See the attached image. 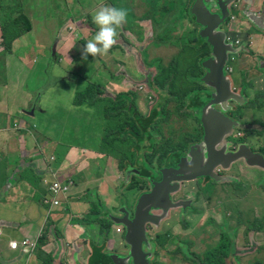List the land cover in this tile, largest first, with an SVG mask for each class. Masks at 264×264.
Returning <instances> with one entry per match:
<instances>
[{
  "label": "rangeland",
  "instance_id": "obj_1",
  "mask_svg": "<svg viewBox=\"0 0 264 264\" xmlns=\"http://www.w3.org/2000/svg\"><path fill=\"white\" fill-rule=\"evenodd\" d=\"M12 1L6 9L4 0H0V3H2L0 4V10L2 9L4 12L8 10L10 12V15L4 18L0 14V22L2 21L5 24L8 35V40L5 39L4 43L5 45L8 43L9 46L4 55L6 61L2 60L0 63V73L3 74L6 71H10L7 80H5L4 75L0 74V82L7 86V88L0 87L1 129H6L7 131L18 130L27 123V129L23 131L27 132V134L29 133L34 139H37L36 142L38 139L47 140L46 138L53 140V143L57 146L56 151L60 162L64 158L66 159L65 153L74 147L72 145H80L79 150L85 148V150L89 151L90 153H86L90 159L95 160L101 154V157H103L101 162L96 165V162L92 161L89 166L90 170L83 173V176H113L112 179L114 180L107 181L109 191L105 193L106 199H111L108 210H110V207L115 206V214L120 213L122 208L127 209L133 214L139 197L151 189V181L140 172V170H144V164L139 160V156L142 154L141 152L138 153L137 163L133 165L132 171L130 169L122 171L119 168V161L123 160V156L124 158L128 157L130 159L127 152L130 151L131 146H135L136 148L141 146V151L143 149L150 150L152 146L151 141L142 138L133 141L130 138V133H128L129 138L124 142L116 143L117 150L120 151V154L119 158L115 157V151L106 149V140H108L113 122H109L106 119L103 109L104 104L98 103L95 106H91L90 104L82 103V105L77 106L74 103V98L79 93L86 92L90 86L101 84L103 90L113 95V97L120 94L128 95L130 97L128 102H135L138 112L144 117H149L151 111L155 109L159 102V89L165 87L167 84H173L172 90H174L175 94L179 95V99L186 102L189 101L192 95H196L200 91V86H196V84L203 85L204 83L199 80L196 83L195 77H185L184 74L186 70H191L195 75L201 73V65L197 61L202 54L208 53L209 49L205 47V50L200 51V48H190L185 45L183 40L191 39L192 41H197L199 36L196 30L190 31L186 28L184 24L185 17L178 16L175 19L173 27L170 29V33L167 35L172 37L173 33L178 34L177 38H174L177 41L178 50L174 47L163 48L161 44L154 43L152 38L154 30L152 29V31L150 29L148 23H142L141 26L145 28L143 33L150 35L148 42L144 46L138 40L134 41L133 38H130L129 32H125V34L123 33L125 38L119 40L121 45L118 46L121 47L122 52L114 45L107 56L95 58L89 56L88 59L91 58L94 61L93 64H90L89 61L87 62V60L82 59L81 49L97 31L92 27V16L102 6H115V0H98L99 2L97 4L94 3L90 8H86L81 0H33V3L30 2V7L26 6V11L32 10L33 16L23 18L18 15ZM117 1L118 4H122V2L123 5L128 4V0ZM157 3L158 9L162 10L164 2L157 1ZM145 6L146 4L141 5L140 0H136L134 3L136 19H141L143 14L146 17H151V11L148 8L144 13L146 10ZM75 9L81 12L78 14V19L75 17ZM240 9L239 4L237 8H234L233 15L236 18L231 21L237 20L238 18L237 23L243 21L240 18ZM127 13H129L128 10ZM88 16H91V19L87 21ZM58 18H61L60 26H58L54 33L52 32L51 24L53 21L59 22ZM23 19L26 23H23ZM192 19L194 20L193 17ZM18 23L25 24V31L32 29V32L26 35L23 33L18 34L20 28L17 29L18 32H14L13 29L18 27ZM191 23L190 27L194 24L193 22ZM183 26H185L184 31H181ZM66 27L68 32L70 31L69 33L77 46L76 50H73L74 52L67 54L74 66L78 67L76 76L70 81L68 79V81L65 79L59 80L58 76L54 77V74H57L65 78L63 70L70 63H68L65 57L59 59V65L53 68L51 67L52 63L49 61L52 60L53 48L54 50L57 48L55 45L57 40L67 37L66 33H62V29L65 30ZM180 31L181 35H179ZM82 41H85V43L83 44ZM170 42L171 40L167 41V43ZM144 48H147V50L143 51ZM10 51H12L11 54ZM33 59L38 61L34 71L24 69L17 73V68L22 67V63L32 68ZM157 59L163 62L160 64L162 66V72L159 71V73H162V77L159 76V73L156 74V64L160 66L159 62L154 63V66L147 63L148 61ZM228 66L232 70L227 72V76L235 81V87L239 79L242 78L244 79V86L247 87L246 80L249 77L247 75H239V67L236 63L231 62L230 65L227 64L226 68ZM140 69L147 70L143 74H140L138 73ZM181 69L182 71H180ZM87 70L88 72H86ZM151 70L153 74L150 73ZM257 70L261 72L260 79H262L264 77V69L258 67ZM247 73L251 77V74L249 72ZM175 75L176 78L174 79L173 77ZM111 76L117 78L115 81V89L107 88V83L113 81L111 80ZM12 79H16L20 85H25L27 89H31L33 95L36 93L39 95L38 98H35L37 95L34 96L37 99V103L33 107L35 109L34 118L33 116L27 115L30 112L28 106L27 108L23 107L32 101L29 97L19 102L18 107L22 109H16V101L10 95L13 85ZM147 80H150L154 84L152 89L149 88ZM259 80H257V84L251 82V86L258 87ZM49 85H51V90H49ZM69 86H76V88L70 90ZM211 89L213 95L215 87L212 85ZM248 90H250V95L252 91L256 95L257 89H246L245 92ZM259 94L260 96L257 97L251 95L250 99L253 98L252 101L256 104L261 117L257 118L258 114L254 113V119L249 121V123L254 126L257 125L256 127L259 129L260 127L262 128L259 132L254 130L253 137L246 130L245 134L247 138L244 141L247 142L248 146L253 147L259 154L264 156V117L261 111L264 108V93L259 92ZM20 96H22V92ZM150 99L153 104L150 103ZM206 104L205 100L204 106ZM185 106L187 107V105ZM203 108H195L193 113H196V116L193 117L197 118V120L198 118L200 119ZM243 108L246 109V107ZM176 109V105L167 106L165 111L169 114L168 116L171 122L169 126H166L167 129H163L164 125L160 122L158 127L165 136H168L170 143L174 135L172 134L170 136L169 133L171 131L181 133L177 143L180 149L184 150L183 148L186 145L184 139L186 135L184 133L192 130L193 121L191 124L189 122L191 119L189 115L183 114L184 112H188V110L179 111ZM188 114L191 113L188 112ZM237 119L235 118L240 123L241 120L238 121ZM118 122L119 120L117 119L115 125ZM234 130V133L240 131L237 127ZM157 133L154 132L156 135ZM29 134L28 136L30 137ZM258 138L259 140H256ZM234 141L235 138H232L231 142ZM113 149H115V146ZM77 154V151H73L72 153V155ZM112 158L115 160L114 163L111 161ZM107 162L110 165L106 164ZM26 163L30 164L28 159ZM163 167L161 166L160 168ZM246 170L237 171L236 174L235 172H230L229 174H235L229 175L230 177L225 174L228 179L220 181L216 189L212 191H208L205 186H195L194 189L188 188L185 190L186 194L183 195V198L190 200L188 207H197L199 214L180 215L181 208L174 209L168 213L158 226L149 228V239L152 240L155 238V234H160L168 242L166 248L161 246L157 248L155 253L152 251L153 257H155L154 264H193L199 261L201 262L200 257L204 251L208 246L216 244L219 240L221 241L220 238L223 232H226L229 244L238 250L234 251L235 254L237 253L236 255H231L230 259L227 260L230 264H264V179L262 182H260L261 180L256 182H260V184L254 185V182L250 178L259 172L254 171L255 173H250ZM23 171L18 172L21 183H28L39 192L41 183L36 177L34 169L32 168V171L26 175L29 176L28 179L23 176ZM153 172L157 173L156 170ZM67 174L70 176H67L66 180L62 183H73L69 192L70 194L75 185L73 180H77V177L75 176L73 178V173L71 172ZM104 179L106 181V177ZM84 185L80 189H83ZM6 187H9V185ZM22 189L29 190L30 186H23ZM86 189L89 195H91L94 190V185L88 184ZM181 193H184V191ZM69 194L66 198H68ZM59 197L62 199L65 198V196ZM59 197L54 200H59ZM179 197L180 194L175 195V198ZM94 202H101L103 207L106 205L104 197H100L99 200L94 199ZM96 208H98V211L102 210L98 204ZM6 217L7 211L3 207H0V220ZM9 217H11L10 220L18 219L15 216ZM113 217L117 216L115 215ZM258 222H260L259 226H257ZM110 227V223H107V228L110 229ZM4 231L10 234L15 233V230L9 228H5ZM12 237L16 236L14 235ZM110 237H113V235L111 234ZM6 241L7 238H5ZM17 241L21 240L18 238ZM41 243L44 245V240H41ZM37 246L38 243L36 242L34 247L36 248ZM41 248L42 246L39 249ZM100 250L101 248H99V252ZM214 253L211 250L209 256H212ZM122 258L127 261V256L122 255Z\"/></svg>",
  "mask_w": 264,
  "mask_h": 264
},
{
  "label": "crops",
  "instance_id": "obj_2",
  "mask_svg": "<svg viewBox=\"0 0 264 264\" xmlns=\"http://www.w3.org/2000/svg\"><path fill=\"white\" fill-rule=\"evenodd\" d=\"M11 1L12 0H4L6 9ZM13 1L12 4L21 18L26 16H33L32 10L26 11V6L30 7V2L33 3V0ZM81 1H83L86 8H90L94 3L97 4L100 0ZM193 1L194 0H191V2ZM135 2L136 0H130V2L128 0L129 5L134 6ZM191 2L190 0H184L183 6H181V9L179 10V16L185 17L184 24L186 25V28L188 30H196L198 34L199 27H196L198 25L195 24V21L192 19V16L189 13L192 6ZM238 4L241 7L240 18H242L243 21L237 23L239 18L234 21L228 20L225 24L222 25V28L226 30L233 39L240 40V44L236 45V47L238 48V53L233 54L231 57L236 58L233 63H236V65L239 67V73L247 75V72H249L251 74V77L250 75H247L249 77V79L246 80L247 87L244 86L245 83L243 82V78L239 79V82L237 83L238 86L241 84L244 88L243 90V88L241 87V92L237 91V93L245 95L247 100L246 104H248L253 100L250 99L251 95L257 97L260 96L259 92L264 93V77L260 79L258 75H260L261 72H258L257 70L258 67L264 69V0H240ZM125 6L126 4L123 5V2L122 4H118V1L115 0V7L125 8ZM76 10L77 9H75V17L78 19V14H80L81 12ZM7 11L8 10L4 12L2 9L0 10V14L3 16V18L7 15H10V12ZM71 16L73 17V15ZM250 17L253 19H251ZM90 19L91 16H88L87 21ZM58 20L59 22L53 21V23L51 24L52 32L54 33L56 32L58 26H60L61 18H58ZM135 21L136 22L133 21V23H130L127 19V22L123 25V27L118 29V37L115 46L118 47L121 45L119 43V40L125 38V32H129L130 38H133L134 41L138 40L143 44V46L148 42L150 35H148V33H143L145 31V28L141 25L142 23H148L150 29L152 30V22L149 19L145 18L135 19ZM191 22L195 24H193L192 27H190V24H192ZM92 27L97 30L95 24H93ZM184 27L185 26L181 28V31H184ZM18 28H20V30L24 29L25 24L18 23V27H15L13 29L14 32H16ZM181 31L179 35H181ZM30 32H32V29L28 31H25L24 29V32L22 33L26 35ZM69 32L67 30V27L65 28V30L62 29V33H66L67 37L57 40L55 44L57 48L55 50L53 48L52 60H49L52 63V68L59 65V59H61L62 57H65L68 60V63L70 62L69 66L65 67L63 70V75L65 76V78L63 76L54 74V77L58 76L59 80L68 79L70 81L73 77L76 76V73L78 72V67L74 66L73 62L67 55L70 54V52H74L73 50H76L77 47ZM175 36V38H177L178 34L175 33ZM152 38L154 41L153 36ZM5 39L8 40V35L6 33V26L1 21L0 63L2 60L6 61L4 55L9 47L8 43L5 45ZM175 42L167 43V41H164L160 42L159 44H161L163 48L174 47L178 50V46L176 44L177 42ZM82 43L84 44L85 41H82ZM204 44L205 43L203 42V39H201V37L199 36L196 44H193V48H200V51H203ZM209 47L210 46L208 45V48ZM140 48L142 49V47ZM118 49L122 52L121 47H118ZM146 50L147 48H144L143 51ZM11 53L12 51H10V54ZM208 55L206 54L204 57V54H202L198 59V64L201 65V69L203 71H205L206 66H209V62L207 60ZM88 61L90 64L94 63L91 58L87 59V62ZM153 61H148L147 63L149 65L157 63L156 60L155 62ZM37 63L38 61L33 59L32 68H29L25 63H22V67L20 66L17 68V73L18 71H22L24 69L34 71ZM160 63L162 64L163 62L160 60L159 64ZM86 72H88V70ZM9 73L10 71H6L5 73L0 74L4 75L5 80H7ZM229 78L232 81L234 90H237L234 85L235 81L231 77ZM111 80L113 81L107 83V88L115 89V81L117 80V78H115V76H111ZM257 80L260 81L258 87L251 86V82H255V84H257ZM12 84V92H10V95L16 101V109H22L18 107L19 102L22 99L29 97L32 101L23 107L27 108L28 106L31 112V110L34 109L32 107V103H37V99L35 101V98H38L39 95H37V93L33 95L31 89H27L25 85H20L16 81V79H12ZM0 87L7 88V86H5L2 82H0ZM50 87L51 85H49V88ZM75 88L76 86H71L70 90ZM246 89H257L256 95L253 91L250 95V90L245 92ZM49 90H51V88ZM21 92L22 96H20ZM34 96L36 97L34 98ZM261 111L264 117V108L261 109ZM254 113L258 114L257 118L261 117L256 106L254 110H251L247 121H251L252 119H254ZM27 115H30L32 117L31 113L29 112L27 113ZM27 126V123H25L24 127L22 126L18 130L7 131L6 129H1L0 124V207H3L7 211V217L0 220V228L3 232L2 236L0 237V264H29V262L30 264H113L109 257L115 253V250L122 249L125 234L124 227L122 233H118L116 229L120 225H117L112 221V218H115L113 216H120L121 214H115V206H109L110 210H108V205L111 199H106L105 193L109 191L108 182L110 180H114L112 179L113 176H83V173L90 170L89 166L92 161H95L96 165H98L103 157H101L100 154L99 158L95 160L90 159L87 155V153H90L89 151L85 150V148L79 150L80 145H72L74 147L70 148L68 152L65 153L66 159L64 158L60 162L59 156L57 155L56 151L57 146L53 143V140L46 138L47 140L38 139V141L36 142L37 139H34L33 136L28 133L30 135L29 137L27 132L23 131H26ZM171 133L173 134L174 132L171 131ZM16 146H18V148H16ZM73 151H77L78 154L72 155ZM26 158L29 160L30 164L26 163ZM111 161L114 163L115 160L112 158ZM106 164L110 165V163L108 162ZM231 165L232 167H238L237 163H233ZM240 165L243 170L247 169L246 171L250 173H255L254 171L259 172L250 178L251 181L254 182V185H258L260 184V182H262V180L264 179V169L250 166L245 161H242ZM32 168L34 169L36 177L40 180L41 183L39 192L30 184L21 183L18 177V172L24 170L23 176L28 179L29 176L26 175L32 171ZM69 172L73 173V178L75 176L77 177V180H73L75 185L71 193L69 194L68 198H66L67 196L64 199L59 197V205L54 206L50 204V201L56 198V195L52 190V186L55 183L64 182L66 180V177L70 176L67 174ZM230 172H235V174L237 173V171L233 169L227 172L226 175H235L229 174ZM227 176L220 180L228 179ZM105 177L106 181L104 179ZM258 181L260 182L256 183ZM88 184L94 185V190L91 195H89L86 189ZM7 185H9V187H6ZM82 185H84V187L83 189H80ZM23 186H30V189L24 190L22 189ZM178 194H180V197L177 198L178 200L182 199L183 201L188 202L190 205V200H186V198H183L184 193L179 192L176 195ZM46 196L48 197L44 199ZM100 197L105 198V207H103L101 202H94V199L99 200ZM97 204L102 208V210L98 211V208H96ZM190 207H188L187 204L186 208L188 209ZM179 213L182 215L181 210ZM9 216H15L18 217V219L10 220L11 217ZM107 223H110V229L107 228ZM5 228L13 229L15 230V233H6L4 231ZM111 234L113 235V237H110ZM14 235L16 237H12ZM159 235L160 234H155V240H158ZM5 238H7L6 242ZM18 238L20 240H22L23 238H28L34 243L37 242L38 246L31 254H26L20 249L17 251L11 250L9 247L10 241L18 240ZM226 238L228 239V236L226 232H223L220 238L221 241L219 240L216 244L208 246L206 249L207 252L209 250H213L222 246V241ZM41 240H44V245L41 243ZM165 241L167 242V240ZM66 243H69L70 250H67L65 246ZM167 245L163 248H166ZM41 246L42 248L39 249ZM99 248H101L100 252ZM206 250L204 251L202 256H205V254L207 253ZM108 259L110 262L108 261Z\"/></svg>",
  "mask_w": 264,
  "mask_h": 264
},
{
  "label": "water",
  "instance_id": "obj_3",
  "mask_svg": "<svg viewBox=\"0 0 264 264\" xmlns=\"http://www.w3.org/2000/svg\"><path fill=\"white\" fill-rule=\"evenodd\" d=\"M234 1L194 0L191 2L189 13L199 27V36L211 48L207 56L209 66L205 67L206 72L200 79L209 90V96H205L207 104L201 113L204 137H202L200 148L203 152L199 154L198 150H192L195 148L193 146L188 157L182 161L179 160L174 168L165 166L157 170V174L161 176L159 180L146 176L151 179V189L139 197L133 217L130 216L131 212L122 208L121 215L112 218L115 224L125 228L124 241L129 248L127 262L133 260L134 264H150L149 255L146 256L144 253V245L148 244L147 225L158 226L170 210L186 208L188 202L172 200V196L179 193L182 185L201 177L218 181L219 178L215 174L217 167L229 168L232 163L241 159L250 166L264 169V156L252 153L246 145H241L235 153L227 152V148L233 143H226V141L233 135L235 127L242 128L235 119L226 115L230 110L229 107H232L230 103L235 102L239 105L247 103L245 95L234 91L226 70L231 56L238 53L233 40L228 41V32L222 28V25L229 20ZM212 85L215 87L213 95ZM34 112L35 109H32L29 113L33 116ZM207 122L212 132L205 126ZM221 146L222 148L219 149ZM160 211L162 214H156ZM65 246L67 250H70L69 243ZM109 258L113 264H124L119 253H114Z\"/></svg>",
  "mask_w": 264,
  "mask_h": 264
},
{
  "label": "trees",
  "instance_id": "obj_4",
  "mask_svg": "<svg viewBox=\"0 0 264 264\" xmlns=\"http://www.w3.org/2000/svg\"><path fill=\"white\" fill-rule=\"evenodd\" d=\"M157 1L164 2L162 6V10L158 9ZM140 2H141V5L146 4L145 6L146 10L144 11V13L147 11V8L151 11L150 12L151 17H146L143 14L141 18L149 19L152 22L153 29H155L154 34H153L154 43H160V42L169 41V40H171V42L174 43L176 41L174 40V38L176 37L175 33L172 34V37H169L167 35L170 33V29L173 27L175 19L178 18L179 16V10L181 9V6H183L184 0H140ZM133 7H134L133 5H129V4H126L125 6V8L129 11V14L127 15V19L129 20L130 23H133V21H135L136 19ZM23 23H26L24 19H23ZM24 29H21L19 32L16 30L15 31L18 32V34H22V32H24ZM198 36H199V33H198ZM183 42L185 43V45H187L190 48H193V44L194 45L196 44V41H192L191 39L183 40ZM203 42L205 43L204 44V50H205L206 48H208V45H207V42H205L204 40ZM208 49L209 51L208 53H204V57L206 54L207 55L209 54L210 47ZM156 61L160 62L159 59H157ZM153 62H155V60ZM161 69H162V66L161 65L158 66V64H156V70H157L156 74L159 73ZM180 71H182V69ZM184 75L185 77L186 76L195 77V81L197 83V80L200 81V77L204 75V71L202 70L201 73H199L198 75H195L191 70H186ZM159 76L162 77V73H159ZM173 78L175 79L176 75ZM172 85L167 84L165 87L168 88L167 90L169 91L171 96L179 97V95L175 94L174 90H172L173 89ZM152 86H154V84ZM196 86H200L199 88L200 91L203 89V86L200 84H196ZM165 87L160 88V89H165ZM200 91L196 95H192L188 102L184 101L185 104L180 106L178 110L183 111L186 107L185 105H187L188 108H194V107L200 108L201 106H203L205 102V97H203V95H200ZM129 98L130 97L126 94H120V95L113 97V95L107 94V92L103 90L101 85H92L89 87V89L86 92L79 93L76 96L74 103L77 106L82 105V103L90 104L91 106H95L98 103L104 104L103 109L106 115L105 117L109 122H113V127L111 128L110 134L108 136V140H106L107 141L106 149L110 151H115V157L119 158V154H120V151L117 150L116 143L124 142L127 138H129L128 133H130V138L133 141H136L139 138L150 140L152 144L150 150L143 149L142 153L144 152V156L142 154L139 156V160L141 158H144V163H143L144 170H140V172L142 173L143 176L150 177V175L146 173H149V171L160 169V167L162 166V163L164 164L166 158L168 157L170 158L172 156L174 157V155L180 154L177 151V149L180 147L178 143L174 142V140H178L181 133H173L174 139L170 143L168 142V138L167 140L166 139L163 140V138L160 139L163 133L159 130L160 128L158 127L159 122L161 123V119L163 117V111L166 110L167 106L171 104L170 102L174 100L172 98L164 99L165 97H163V99L161 100L162 103L159 105V108H161L162 110L159 111L157 107L154 110L151 117L146 119L136 109L135 102L133 101L128 102ZM202 99H204V101H202ZM178 100H181V99L178 98ZM181 107H184V108H181ZM188 112L183 113V114L188 115ZM119 117L121 118L119 119ZM117 119L119 120V122L117 125H115V121ZM154 132H158L157 135L159 137L156 134H154ZM184 134L186 136L188 135L192 136L190 132H186ZM187 145H188V141H186V145L184 146L183 149H185ZM114 146H115V149H113ZM138 147L141 148V146H138ZM140 152H141V149H137L135 146H131L130 151L127 152L130 156V159L128 157L124 158L123 156V160L119 161V168L122 171L129 170V169L132 171L133 165L137 163V156H138V153ZM259 225H260V222H258L257 226ZM158 239L165 241V239L163 238H158ZM221 245L222 246L216 249H213V252L215 253L212 254V256H209L211 251H209L206 254L205 256L206 264H225L224 258L226 256L230 257L231 255H234L235 250L232 248L229 249L231 245L229 244L227 238L222 241Z\"/></svg>",
  "mask_w": 264,
  "mask_h": 264
},
{
  "label": "flooded vegetation",
  "instance_id": "obj_5",
  "mask_svg": "<svg viewBox=\"0 0 264 264\" xmlns=\"http://www.w3.org/2000/svg\"><path fill=\"white\" fill-rule=\"evenodd\" d=\"M147 69H145V70H139V72L138 73H140V74H143L144 73V71H146ZM206 71V70H205ZM204 71V72H205ZM150 73H152V70L150 71ZM205 74V73H204ZM239 75H241V76H243L244 74H242V73H239ZM247 75H249L248 73H247ZM204 76V75H203ZM202 76V77H203ZM259 77H260V75H258ZM201 77V78H202ZM200 78V79H201ZM264 80V79H263ZM147 82H148V86H149V88H151L152 89V87H154V86H152L153 84L151 83V81L150 80H147ZM203 86V89L200 91V95H203V97H205V96H209V90H208V88L203 84L202 85ZM239 87V88H238ZM243 88V86L240 84L239 86L237 85L236 86V88H237V90H234L236 93H237V91H240L241 92V90H242V88ZM168 88H166L165 87V89H160L159 90V92H158V95H159V102L157 103V106L155 107V109L158 107V110L160 111V110H162L161 108H159V105L162 103L161 102V100L163 99V97H165L164 99H166V98H172L174 101H172V102H170L171 104L170 105H176V110H178V108L180 107V106H182L183 104H185L184 103V100H183V102H182V100H178V97H173V96H171L170 95V93H169V91L167 90ZM208 90V91H207ZM243 90H244V88H243ZM253 99V98H252ZM190 100V99H189ZM35 101H36V99H35ZM202 101H204V99H202ZM150 103H152L153 104V102H151V99H150ZM203 103V102H202ZM34 105H36L35 104V102L34 103H32V107H34ZM170 105H168V106H170ZM230 105L232 106V107H229L230 108V110L226 113V115L227 116H229V117H232L233 119H237V118H239V119H237L238 121H240V125H241V127H242V130H240L239 132H236V133H234V131L232 132L233 133V135L231 136V137H229L228 138V140L226 141V143H229V142H231V140H232V138H235V141L234 142H232L233 144L231 145L232 147L234 146L235 147V149H232V147H228L227 148V152H232V153H235V152H237L238 150H239V148L241 147V145L242 144H247V142L246 141H244V139L245 138H247V136H246V134H245V131L247 130V131H249L250 132V134H251V136L253 137V131L255 130V131H257V132H259V131H261L260 129L262 128V127H260V129H258L257 127H255V126H257V125H252L251 123H249V121H247L248 120V117H249V114H250V112H251V110H254V108L256 107V104H254V102L253 101H251V102H249L248 104H246L245 106H243V105H239V104H237V103H235V102H231L230 103ZM246 107V109H244L243 107ZM31 107V108H32ZM202 107H204V105L203 106H201L200 108H202ZM136 109H137V107H136ZM155 109H153L152 111H151V114H150V116L149 117H151V115L153 114V112H154V110ZM194 109H195V107L194 108H188L187 109V107H185V109L183 110V111H185V110H188L191 114H188L189 115V117L191 118L190 120H189V122L192 124V121H193V124H192V130H188V132H190L191 133V135L192 136H184V139H185V141H188V145H187V147L184 149V150H181L180 148H178L177 149V151L180 153L179 155H174V157L172 158V157H168V158H166V160H165V162H164V164L162 163V166H167V167H172V168H174L175 166H176V163L179 161V160H184V158H186V157H188V155L191 153V151L192 150H198L199 151V154L200 153H202L203 152V150L200 148L201 147V145H202V137H204V132H203V125H202V118L200 117V119L198 118V120H197V118H194L193 116H196V113H193V111H194ZM138 110V109H137ZM185 113V112H184ZM166 115V117H164ZM169 114H167V112L164 110L163 111V117H162V119H161V124H163L164 125V128L163 129H167L166 128V126H169V124H170V122H171V120H169V116H168ZM246 115H247V117H246ZM143 116V115H142ZM144 117V116H143ZM149 117H144V118H146V119H148ZM167 121V122H166ZM205 126L206 127H208V129L210 130V132H212V128H211V126H210V124L207 122V123H205ZM170 134V136L172 135V133H169ZM234 135H236L235 137H234ZM257 137H259L258 135H257ZM163 140L164 139H166L167 140V138H168V136H165L164 134H163ZM231 138V139H230ZM263 138V137H262ZM173 139H174V136H173ZM172 139V140H173ZM254 139V138H253ZM256 140H259V138L258 139H256ZM168 142H169V140H168ZM174 142L175 143H177V140H174ZM193 146H195V148L194 149H192L191 150V148L193 147ZM250 150H251V152H253V153H256V154H259L258 152H257V150L256 149H254L253 147H251V146H248V145H246ZM222 148V146L221 147H219V149H221ZM226 148V147H225ZM137 149H140L139 147H137ZM201 149V150H200ZM260 150V149H259ZM141 153H142V151H141ZM196 152H194V154H195ZM142 155L144 156V152L142 153ZM172 158V159H171ZM140 161L142 162V163H144V158H141L140 159ZM242 161H244V160H238L237 162H235V163H237V166L239 167H232V165H230V167L229 168H223V167H221V166H219V167H217L216 168V170H215V174L218 176V178H219V181H214L213 179H210V178H204V177H201V178H198V179H196V180H194V181H192V182H190V183H187V184H184V185H182V187H181V190L179 191V192H183L184 191V195L186 194L185 192V190H187L188 188H193L194 189V187L195 186H197V187H199V186H205V188L208 190V191H212V190H215L216 189V187H217V184H219V182L220 181H222V180H220V179H222V178H225V174L227 173V172H229V171H231V170H233V169H235L236 171H240V170H243L240 166V163L242 162ZM233 164V163H232ZM232 167V168H231ZM241 168V169H240ZM160 169H162V168H160ZM158 170V169H157ZM156 170V171H157ZM155 171V170H154ZM158 172V171H157ZM146 174H149L150 175V177H151V179H154V180H159L160 179V175L159 174H157V173H154L153 171H149V173H146ZM151 179H149L150 181H151ZM172 200H173V202H178L179 200H182V199H177V198H175V195H173L172 196ZM187 204V203H186ZM174 209H172V210H170L169 212H171V211H173ZM181 212H182V215H189V214H193V213H197V214H199V209L196 207H194V206H191L190 208H184V207H182L181 208ZM156 214H162V211H160L159 213H156ZM181 215V214H180ZM130 216L131 217H133V214H130ZM151 227H153V225H147V238H148V244H145L144 245V253H145V255L147 256V255H149V262H150V264H154V258L155 257H153V252L155 253L156 251H157V248L158 247H161V246H163V247H165L166 245H167V242L166 241H163V240H155V238L154 239H149V228H151ZM124 230H125V228H124ZM159 238H162L160 235H159ZM234 249L235 251L237 250V249H235V248H233V246H230L229 247V249ZM153 251V252H152ZM209 251H211V250H209ZM208 251V252H209ZM238 251V250H237ZM206 252H207V250H206ZM207 252V253H208ZM115 253H119V256H121V258H122V255H125V256H128L129 254V248L125 245V241H123V247H122V249H120V250H115ZM206 253V254H207ZM206 254H205V256H206ZM237 254V253H236ZM235 253H234V255H236ZM205 256H201L200 257V259H201V262L199 263H193V264H206L205 263ZM123 259V258H122ZM228 259H230V257L229 256H226L225 258H224V263L225 264H230L229 263V261H227ZM124 260V259H123ZM108 261H109V259H108ZM107 261V262H108ZM110 262V261H109ZM124 264H134L133 263V260L131 261H129V262H127V261H125L124 260Z\"/></svg>",
  "mask_w": 264,
  "mask_h": 264
},
{
  "label": "clouds",
  "instance_id": "obj_6",
  "mask_svg": "<svg viewBox=\"0 0 264 264\" xmlns=\"http://www.w3.org/2000/svg\"><path fill=\"white\" fill-rule=\"evenodd\" d=\"M127 15V10L124 8L108 5L98 8L92 16V22L96 25L97 31L94 36L83 45L81 49L82 59L87 60L89 56L93 58L107 56L117 42L118 29L122 28L127 22ZM229 20H233L231 16H229ZM229 36L231 37L230 40H233L235 46L240 44V40L239 43H237V40L233 39L231 35ZM234 60H236V58L231 57L230 62H234ZM228 71L229 70H227V72ZM240 130H242V128H240ZM242 145L247 144L245 143ZM232 149H235V147L233 146Z\"/></svg>",
  "mask_w": 264,
  "mask_h": 264
},
{
  "label": "built area",
  "instance_id": "obj_7",
  "mask_svg": "<svg viewBox=\"0 0 264 264\" xmlns=\"http://www.w3.org/2000/svg\"><path fill=\"white\" fill-rule=\"evenodd\" d=\"M238 3H239V0H236L233 4H232V10H231V18L232 19H235L236 16L233 15V11H234V8H237L238 7ZM230 36L228 38V40H230ZM237 43H239V40L236 41ZM227 70L231 71L232 68H227ZM73 186V183L72 182H68V183H55L53 186H52V190L53 192L55 193L56 195V198H58L59 196H67L71 190ZM59 200H53L51 201V204L54 205V206H57L59 205ZM116 231L118 233H122L123 231V226H120V227H117ZM3 232H2V229L0 228V237L2 236ZM35 243L28 239V238H24L22 239L21 241H17V240H12L10 241L9 243V247L11 250H14V251H17V250H22L24 253L26 254H31L35 247H34Z\"/></svg>",
  "mask_w": 264,
  "mask_h": 264
}]
</instances>
